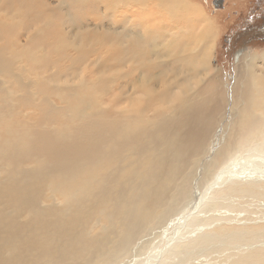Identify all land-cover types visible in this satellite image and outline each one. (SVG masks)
<instances>
[{
  "label": "bare ground",
  "instance_id": "1",
  "mask_svg": "<svg viewBox=\"0 0 264 264\" xmlns=\"http://www.w3.org/2000/svg\"><path fill=\"white\" fill-rule=\"evenodd\" d=\"M40 1L42 5L36 0H0V20L7 12L27 16L35 26L19 34L23 44L10 43L7 56L0 48V264H113L137 234L159 223L185 198L192 171L223 117L218 111L227 97L220 85H210L218 76L209 71L220 28L216 34L206 28L189 38L188 29H163L160 36L138 20L129 30L110 26L116 19L99 10L128 2L167 12L169 21L186 18L196 29L215 25L190 0ZM91 15L100 23L84 26ZM105 16L107 25L102 23ZM61 26L69 30L52 42V33ZM99 49L110 51L111 69L127 68L123 78L140 72L123 87L127 97L138 98L113 106L110 115L98 104L103 82L66 80L68 70L76 71L86 60L98 64L91 58ZM256 57H243L251 72L243 66L236 72L234 121L228 140L204 164L205 175L247 144L255 145L257 156L240 167L231 169L229 164L220 179H213L216 187L205 198L206 211L221 207L217 201L234 190L232 185L247 186L240 189L239 199L249 196L244 192L264 196V53L258 58L260 67ZM66 60L69 66L60 70ZM29 65L39 67L43 81L29 77ZM154 98L153 111L138 108ZM32 104L40 105L37 119L16 113V105L29 111ZM196 218L178 232L177 241L200 228ZM203 219L213 223L223 218ZM211 232L168 247L159 264H196L231 252L249 253L235 264H264V256L255 254L254 235L235 233L230 241L231 232ZM211 240L218 249L202 254L204 243ZM233 257L227 256L228 262Z\"/></svg>",
  "mask_w": 264,
  "mask_h": 264
},
{
  "label": "rangeland",
  "instance_id": "2",
  "mask_svg": "<svg viewBox=\"0 0 264 264\" xmlns=\"http://www.w3.org/2000/svg\"><path fill=\"white\" fill-rule=\"evenodd\" d=\"M36 1L42 5L40 0ZM190 1L193 2V4L199 5L201 9L203 8L202 10L204 13L214 19L215 25L210 27L202 25L196 29L191 25L190 20L186 18L169 21V14L167 12L157 11L153 9L152 6L140 8L138 5L128 2L120 3L114 6L110 11H107L102 7L99 8L100 13L104 12L106 15L112 16L116 19V22L110 26L115 28L122 27L129 30L136 27L135 20H138L143 24H148L150 30L158 33L160 36L162 35V32L159 30L163 31V29H166L167 31L176 30L177 32H181V30L185 32L188 29V32L191 34L186 33L185 38H189L195 34L204 32L206 28L207 32L211 31L213 34H216L219 30L218 28H220L209 68L210 75L216 74L218 77H213L214 79L211 78L210 85L213 87L220 85L224 89L227 97V103L218 111V113L223 114V117L217 121L215 125L216 128L214 127L212 130L213 133L211 132L209 135L210 137L208 136L206 154L201 158L200 163L192 171L193 176L189 182L185 198H183L182 201H178L177 207H174V209L162 218L159 223L153 225L149 229L141 231L139 233H143L141 236L137 234V240H131L126 246L127 248L122 252V255L120 254V258H118L119 256L116 257L117 259L113 264H159L168 247H173L174 245H186L191 239L197 237L199 234L203 236L204 233H210V231H212V234L220 231L227 233L231 232L233 234L228 238L229 240L233 239L235 233L252 234L251 237L254 235L253 241L255 243V254L261 253L260 256H264V249L261 248V244L264 242V196H261L260 194H246V192H244L245 195L249 196H244V198L239 199V197L236 196L242 195L238 194L241 192L240 189L247 188V186L244 184L232 185L231 187L234 190L227 191V194L222 200L219 201L217 199L218 201L216 205L221 204V207H217L213 212H210V209L206 211L205 206L206 196L216 187L213 186L214 180L217 177L221 178L223 176L224 173L221 172L223 170L225 171V168L229 164H232L231 169H233L234 167H240L241 164L247 163V160L256 157L255 145L252 144V147L247 144L243 146V149L240 151L234 153L231 152L223 162L217 163L210 168V174L208 176L205 175L204 168V164L212 162L216 156L215 153H217L228 140L229 130L234 121L231 112V109L233 108L231 91L237 75L236 72H239L242 66L245 71L251 72L249 67L243 65V57L253 54L257 55L255 65L256 67H260L259 64L261 61L258 60V58L264 53V4H262V6H253L251 5L252 0H229L230 4L228 5L226 3L224 11H220L217 10L218 8L215 9L211 4L206 3L208 0ZM2 10H4V8H1L0 6V15L3 13ZM1 18L3 20H0V48L3 49V53L5 54L11 42L14 46L23 44L25 38L21 36L18 40L19 34L21 35V33L27 28L34 30L35 26L32 22H28L29 17L27 16L17 17L6 12ZM199 20L201 22L204 21L203 16H200ZM99 23L100 22L91 15L86 17L84 26L93 27V25H98ZM102 23L107 25L106 16L102 20ZM68 30L69 29L66 26L59 27L56 32L52 33L51 41L55 42L59 38H64L63 32L66 33ZM68 34H65L66 37ZM109 54L110 51L107 52L106 50L101 49L96 50L91 59H94V62H97L98 64L95 65L92 61L88 65V61L86 60L76 71L68 70L69 75L66 77V80L70 81L72 84L80 82L90 83L93 81L103 82L105 88L99 95L98 104L110 115L113 106H119L122 103H125L126 105L127 99L138 98L139 95L127 97L129 94L126 93L123 87L136 78L140 72L136 70L130 77L126 79L123 78L127 68L111 69ZM66 61L65 64L61 63L59 65L60 70H64L66 66H69L68 60ZM128 65L129 64H127L126 67ZM83 72H85V75L79 78V75ZM37 74H39V76H37ZM28 75L32 79L37 78L41 81H43L44 78L39 67L30 65L28 68ZM113 77H115L116 80H114ZM9 87L15 93V88L12 85ZM113 97H116L115 101L113 100ZM50 102L54 106H59V102L56 99H51ZM40 103L41 100L39 101V104ZM155 105L156 101L154 98L143 104H139L138 108L142 111H153ZM39 106L32 104L31 108L29 107V111H27L28 109H24L25 106L16 105V113L18 112V114H20L19 116L22 118H24V115L26 114V119H29L30 116L29 120H33L34 118L37 119L40 115ZM153 114L154 113L151 112L149 113V116H152ZM32 115H34V118ZM242 181H247V179ZM262 182H264V180ZM262 186L264 187V183ZM224 205H231V207H234L228 209L225 208ZM210 215L223 219L213 223H208L206 220L203 221V218H207ZM195 217H197L196 220L199 218L198 228H200L198 230L194 229L195 231L191 232V237L189 235L183 237V240L177 241V235L183 231L190 220ZM202 225L205 228H201ZM211 238L214 239L213 237ZM212 242L213 240L204 243V245L206 244L204 247L206 250L201 251L202 254L207 251H209V253L215 252L214 249H218L212 244ZM248 242L249 241H244L243 244ZM224 244H226L225 240ZM201 252L199 251V255ZM242 253L231 252L227 254H215L209 256L203 261H198L196 264H235L243 258H248V252H246V254ZM229 255L234 256L230 262L227 260V256Z\"/></svg>",
  "mask_w": 264,
  "mask_h": 264
},
{
  "label": "flooded vegetation",
  "instance_id": "3",
  "mask_svg": "<svg viewBox=\"0 0 264 264\" xmlns=\"http://www.w3.org/2000/svg\"><path fill=\"white\" fill-rule=\"evenodd\" d=\"M206 3L211 4L213 8L214 6H217L218 8L217 10L224 11L226 3L229 5L230 1L229 0H208V2ZM262 4H264V0H252L251 2V5L253 6H262Z\"/></svg>",
  "mask_w": 264,
  "mask_h": 264
},
{
  "label": "water",
  "instance_id": "4",
  "mask_svg": "<svg viewBox=\"0 0 264 264\" xmlns=\"http://www.w3.org/2000/svg\"><path fill=\"white\" fill-rule=\"evenodd\" d=\"M215 8H217V6H214Z\"/></svg>",
  "mask_w": 264,
  "mask_h": 264
}]
</instances>
